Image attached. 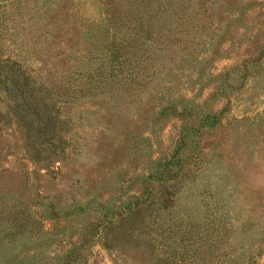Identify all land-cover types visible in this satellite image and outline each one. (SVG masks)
<instances>
[{
    "label": "rangeland",
    "instance_id": "obj_1",
    "mask_svg": "<svg viewBox=\"0 0 264 264\" xmlns=\"http://www.w3.org/2000/svg\"><path fill=\"white\" fill-rule=\"evenodd\" d=\"M11 59L67 141L36 157L0 85V264H264V0H0Z\"/></svg>",
    "mask_w": 264,
    "mask_h": 264
},
{
    "label": "trees",
    "instance_id": "obj_2",
    "mask_svg": "<svg viewBox=\"0 0 264 264\" xmlns=\"http://www.w3.org/2000/svg\"><path fill=\"white\" fill-rule=\"evenodd\" d=\"M120 48L121 46L118 44L108 46V57L111 59V61L117 60V54ZM5 65L9 70H11V72L3 79H0V85L3 86V89L8 94L19 95L22 99L21 101L15 100L12 104H10L9 107L11 108L12 112L15 113L18 123L23 126L25 130L26 142L32 145L36 157H39L44 151L41 159L47 166H49L51 164L52 154L57 152L59 149L62 150L64 142L67 141L64 132L60 130V126L62 124L59 123L60 120L62 122L64 119L60 117L58 109H51L54 105V102H50L46 98L48 95V91L52 90V88H50L43 81L36 84V80L31 78V76L25 71L24 68H22L20 64H15V59H11L10 63H7ZM98 69H100V67H96L95 69H93V71L86 72V78L88 79V83H90L91 85H88V88L103 86L109 81L108 78H104V76L101 74L103 72ZM138 72L139 69L136 68V73L132 75V77H137ZM131 73L132 72H130L129 74ZM114 75V72L109 71L106 77H111L113 80ZM137 82H139V79L137 80ZM42 88H45V92L41 91ZM37 92H39V94ZM29 95H32L30 97V100H28ZM21 104H26V106H24V109L22 110L19 108ZM185 107L186 106L183 107V110L185 109ZM3 114V112H0V119ZM54 134L56 135V138L53 140L52 135ZM180 139L184 144V134ZM187 157L193 158L194 155L190 154L187 155ZM169 177L176 178L175 170H173V173H170ZM142 181L144 182L146 181V179H143ZM163 197L166 196L164 195ZM139 199L140 204L136 206V214L145 211L147 209V206H149L153 202L152 194H149V190L145 195L139 197ZM161 199L163 200L162 197ZM170 199L171 196L168 195L164 199L163 203L168 204V201H170ZM137 201H139L138 198H136V202ZM125 228L127 229L126 234L121 233L117 235L118 239H127V232L131 234L135 229L134 221L132 220L131 222H128ZM106 243L108 246L117 245L116 240H112V238L106 241ZM70 260L71 254H67L58 264H68Z\"/></svg>",
    "mask_w": 264,
    "mask_h": 264
}]
</instances>
